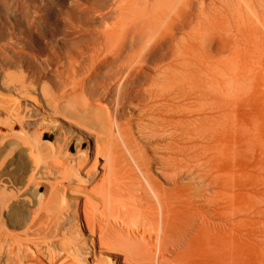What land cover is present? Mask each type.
I'll list each match as a JSON object with an SVG mask.
<instances>
[{
	"label": "bare ground",
	"instance_id": "1",
	"mask_svg": "<svg viewBox=\"0 0 264 264\" xmlns=\"http://www.w3.org/2000/svg\"><path fill=\"white\" fill-rule=\"evenodd\" d=\"M153 12L120 33L105 23L86 66L67 62L69 109L95 75L108 81L74 114L77 134L42 138L63 96L11 72L0 45V264H248L264 251V0ZM90 110L102 123L83 122Z\"/></svg>",
	"mask_w": 264,
	"mask_h": 264
},
{
	"label": "rangeland",
	"instance_id": "2",
	"mask_svg": "<svg viewBox=\"0 0 264 264\" xmlns=\"http://www.w3.org/2000/svg\"><path fill=\"white\" fill-rule=\"evenodd\" d=\"M158 1L160 0H0V45L6 43L11 47L4 63L11 72L26 75L27 78L40 82L41 86L58 93V96H63L57 98V107L48 117L53 124L40 128L43 139H49L48 135L51 134L56 135L61 128L77 134L76 126L79 122L74 114L77 113L81 121V111L88 107V102L97 99L100 91L97 89H101L104 81L108 82L105 80V70L95 75L94 79L97 81L87 82L85 94L78 92L75 97L76 105L69 109L67 105L74 100L68 93L71 86L63 88L60 84L61 76H65L63 70L67 62L76 60L78 67H85L83 64H87L86 61L92 54L93 43L101 38L99 30L104 28L105 23L115 24L119 33L126 26L147 25L154 15L153 9ZM159 16L157 11V19ZM16 66L19 67L17 71ZM111 89L102 102L111 111L119 110L125 88L119 89L121 94L116 92L117 88ZM25 104L29 106V115L40 114V110L33 107L31 102ZM90 119L92 123L100 124L103 113L90 110L83 117V122L88 123ZM26 125L31 132L34 129L33 119H26ZM68 151L74 153L75 146L71 145ZM39 192L43 193L44 188H39ZM251 211L250 205H245L241 207L239 217L244 219ZM252 226L250 227L249 222H244L237 232L257 241L260 238L259 230ZM244 257L248 264H264V251L261 249L256 254H245Z\"/></svg>",
	"mask_w": 264,
	"mask_h": 264
}]
</instances>
